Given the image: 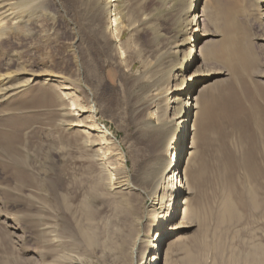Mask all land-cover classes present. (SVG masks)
Masks as SVG:
<instances>
[{
    "label": "rangeland",
    "instance_id": "1",
    "mask_svg": "<svg viewBox=\"0 0 264 264\" xmlns=\"http://www.w3.org/2000/svg\"><path fill=\"white\" fill-rule=\"evenodd\" d=\"M19 1H12V5L17 3L16 10L4 1L11 22L20 24L34 4L41 16L29 30L0 40V74L12 77L8 84L12 90L6 95L11 96L0 101V264H54L58 256L76 254L89 258L84 246L73 243L70 232L88 224L90 200L92 207L100 208L95 219L99 231L105 221H114L113 198L102 172L118 168L119 173L120 156L128 159V167L140 158L142 130L137 106L145 99L159 107V114L164 107L169 115L172 112L171 105L165 106L162 89L172 91L177 83L173 81L177 72L167 71L164 57L176 40L165 24L171 8L167 0H116L111 4L118 5L116 10L106 6L112 0ZM253 1L246 17L238 19L249 52L245 50L243 56L229 46L227 59L214 60L225 74L205 95L220 98L216 111L222 129L206 154L210 168L204 179L205 192L192 201L200 227L186 234L185 245L197 264H249L252 246H262L264 251V150L258 153L263 174L257 183L256 207L250 203L252 182L245 158L252 105L264 112V44L256 39L264 27ZM117 12L123 13L125 19L120 20L127 27L119 42L107 28ZM31 76L36 80L28 81ZM54 84L66 86L63 93L77 98L75 109L69 110V98L56 91ZM197 86L189 96L190 104ZM90 101L96 110L94 120L112 137L108 146L90 147L96 133L85 127L92 121L87 119L89 113L81 112L87 111ZM201 113L199 136L208 132L206 110ZM76 119L82 125L71 127ZM187 136L185 129L184 147L189 143ZM99 149L106 150V156L98 157ZM185 152L182 164L188 158ZM180 196L184 197L183 189ZM226 200L233 204L234 217L223 213ZM46 227L50 228L47 234ZM102 252L100 248L95 251L97 256ZM181 259L182 253L175 250L173 264H182Z\"/></svg>",
    "mask_w": 264,
    "mask_h": 264
},
{
    "label": "bare ground",
    "instance_id": "2",
    "mask_svg": "<svg viewBox=\"0 0 264 264\" xmlns=\"http://www.w3.org/2000/svg\"><path fill=\"white\" fill-rule=\"evenodd\" d=\"M4 1L0 0V40L5 35L15 34L19 30L20 32L18 33H21L23 32L21 30L27 29L31 23L36 24L38 22L41 13H38L39 9L35 8V4L32 9L30 8L31 10L25 19L22 17L23 21L20 24L16 20L15 23L11 22V18H6L7 13L4 9L6 3ZM12 1L14 0H6V2H9L6 5L15 9L13 7L17 3L12 5ZM28 1L32 2L33 0H21V3H28ZM117 1L112 0L106 6H113L114 9H117L118 5H111L112 3H117ZM250 1L167 0L166 3H168L171 11L168 14V22L165 24H167L169 35L171 33L176 40L173 46L167 47L169 49L166 50L164 57L169 64L167 71L171 74L172 71L176 70L177 75H173V81L175 82L176 80L177 83L174 84L172 91L165 89V87L162 89L165 90L164 94L167 99L165 106L171 105L172 112L169 115L167 107H164L162 113L159 114V107L154 102L150 104L151 102H146L143 101L145 99H142V102L135 110V113H139L141 116L142 140L140 142V158L136 160L133 167H128V159L120 156L118 159L121 167L119 173L116 172L118 168L110 172L107 169L102 172L106 177L105 188L109 192V196L113 198L110 208L114 213V221H105L101 227L102 230L99 231V226L95 219L100 212V208L92 207L91 200L87 202L88 213L86 214V221L88 224L79 225L76 228L77 230L75 232L71 231L70 234L73 237V243L76 244L75 242L77 241L81 246H84L85 251L91 258H84L74 253L76 256H58L52 260V263L173 264L174 252L178 250L182 253V264H197L193 260L192 253L186 249L185 245L186 234L200 227L198 215L193 210L192 201L195 196L199 198L205 192L204 179L210 168L206 154L212 149L213 137L218 134V131L221 132L220 129H222V124L216 111L220 98L213 99L205 97V95L214 88L216 79L225 74L214 63L216 60L221 61V59L228 56L227 49L229 46H233L234 50L235 48L239 50L243 56L246 55L247 46L244 36L241 35L238 19L240 16L246 17L248 8L254 6V4L251 6L252 2L250 3ZM18 2L20 1L18 0ZM200 3L201 9L200 14H198L197 6ZM253 3L256 5L255 8L259 13V20L264 27V0H255ZM15 14H17L16 11ZM121 15L123 13H114L111 16V22L107 26L111 31L112 37L117 42H119L122 29H127L123 23L125 18ZM21 16H17L18 20ZM4 17L8 20V23L5 22ZM120 19H123L122 22ZM218 37L219 41L217 39L215 42L213 39ZM256 39L264 44V33ZM197 41H200V44L194 47ZM121 55H123L122 52ZM198 59L201 62L197 64L196 69ZM194 67L196 71H194ZM11 78L9 73L0 74V101L2 98L6 99L11 96V94L6 96L12 90L11 86H8ZM30 80L36 79L31 76L28 81ZM198 84L199 87L197 86L196 94L192 95V104H190L189 96ZM53 87L56 91L61 92L65 99L69 98V110L75 109V100L77 98L75 96L70 98L71 95L69 93H63L68 88L60 84H54ZM162 89L159 90L162 91ZM153 91L155 92L156 90ZM148 105L152 107L148 108ZM204 110H206L207 115L205 117H207L208 132L204 131V134L199 136L200 113ZM95 111L92 102L89 104L87 111L84 109L81 111L82 113H89L87 119L92 120L91 122L89 121L91 124L85 125L86 129L96 133L93 137L95 143L90 144V147L96 146L98 143H104L108 146L110 141H113L112 137L105 128L100 127L99 121L94 120ZM252 114L253 118L249 121L251 125L248 140L250 146L245 158L252 182L250 203L252 207H256L258 205L257 183L259 177L263 174L258 162V153L260 149L264 150V112L255 104L252 105ZM80 117L82 118V116ZM84 119L86 120V118ZM81 123L83 122L76 119V124L72 122L70 126L78 127L82 125ZM186 125H188V129ZM238 128L241 130V125ZM185 129L187 130L186 133L189 134L187 136V142L189 143L188 146L184 147ZM86 134L88 135V133ZM105 136L108 139H105ZM102 149L96 150L98 157L99 154L106 156V150L103 151ZM110 149H108V152ZM184 151H187L185 154L188 158L182 164L180 160ZM182 189L184 197L180 196ZM62 197L64 198V196ZM180 197L181 200H179ZM223 213L229 218L234 217L233 204L230 201L226 200L224 203ZM49 229L46 227L45 234L48 233ZM98 248L103 251L99 256L95 253ZM252 250L253 253L249 264H264L263 247L252 246ZM47 252L45 256H47ZM45 264H49V262Z\"/></svg>",
    "mask_w": 264,
    "mask_h": 264
},
{
    "label": "water",
    "instance_id": "3",
    "mask_svg": "<svg viewBox=\"0 0 264 264\" xmlns=\"http://www.w3.org/2000/svg\"><path fill=\"white\" fill-rule=\"evenodd\" d=\"M190 120V119H189ZM188 123H189V121H188Z\"/></svg>",
    "mask_w": 264,
    "mask_h": 264
},
{
    "label": "trees",
    "instance_id": "4",
    "mask_svg": "<svg viewBox=\"0 0 264 264\" xmlns=\"http://www.w3.org/2000/svg\"><path fill=\"white\" fill-rule=\"evenodd\" d=\"M186 132H187V130H186Z\"/></svg>",
    "mask_w": 264,
    "mask_h": 264
}]
</instances>
